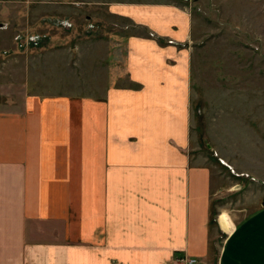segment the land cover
<instances>
[{"label": "crops", "instance_id": "obj_1", "mask_svg": "<svg viewBox=\"0 0 264 264\" xmlns=\"http://www.w3.org/2000/svg\"><path fill=\"white\" fill-rule=\"evenodd\" d=\"M94 3L116 40L49 56L67 91L27 84L17 108L0 106V264H264L263 201L214 216L215 162L247 170L222 143L197 150V88L209 99L215 81L196 74L199 14L181 0Z\"/></svg>", "mask_w": 264, "mask_h": 264}, {"label": "rangeland", "instance_id": "obj_2", "mask_svg": "<svg viewBox=\"0 0 264 264\" xmlns=\"http://www.w3.org/2000/svg\"><path fill=\"white\" fill-rule=\"evenodd\" d=\"M76 1L78 4L69 3ZM181 1L195 8L200 16L197 23L203 34L192 41L194 60H200L196 74L202 80L204 75L215 80L206 82V90L213 94L209 99L200 86L197 88L201 95L194 101L198 113L195 119L203 128L197 133V150L212 155L213 144L219 147L222 143L230 157L238 158L240 168L247 170L239 172L230 164L215 162L221 166L215 170L220 178L215 186H220V192L213 196L214 216L219 217V208L223 212L250 205L252 200L264 202V0H191L194 5ZM94 2L0 0V106L17 108L27 84L30 88L39 84L47 92L67 91L65 82L52 80L56 75L49 56L63 54L61 49L68 46L74 51L70 53L74 59L87 54H80L79 44L89 45L95 39L116 40L115 26L89 17H94L93 6H104ZM64 17L71 26L62 25L60 19ZM123 23L120 20L117 25ZM18 35L22 39L18 40ZM30 37H35L36 42ZM113 63L100 64L107 72ZM29 69L34 79L27 80ZM73 71L64 76L76 81ZM211 116L216 118L214 122ZM211 124L215 135L208 132ZM245 209L248 212L251 208Z\"/></svg>", "mask_w": 264, "mask_h": 264}, {"label": "built area", "instance_id": "obj_3", "mask_svg": "<svg viewBox=\"0 0 264 264\" xmlns=\"http://www.w3.org/2000/svg\"><path fill=\"white\" fill-rule=\"evenodd\" d=\"M60 20H62L61 21L62 25H64V26H71V22L68 21L67 19H60ZM89 27H93V24H90ZM17 39L20 40L22 38H21L20 35H18L17 36ZM29 39H30V41L36 42L35 41L36 40L35 37H30ZM178 262H179V264H197L198 259H196V258H190V257H183V258L181 257V258L178 259Z\"/></svg>", "mask_w": 264, "mask_h": 264}]
</instances>
